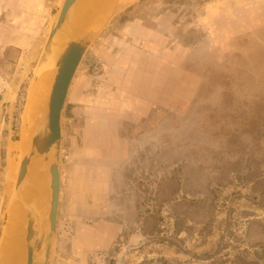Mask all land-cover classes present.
Returning <instances> with one entry per match:
<instances>
[{
	"label": "rangeland",
	"instance_id": "obj_1",
	"mask_svg": "<svg viewBox=\"0 0 264 264\" xmlns=\"http://www.w3.org/2000/svg\"><path fill=\"white\" fill-rule=\"evenodd\" d=\"M62 1L0 0V241ZM111 4L64 106L47 264H264V0Z\"/></svg>",
	"mask_w": 264,
	"mask_h": 264
},
{
	"label": "water",
	"instance_id": "obj_2",
	"mask_svg": "<svg viewBox=\"0 0 264 264\" xmlns=\"http://www.w3.org/2000/svg\"><path fill=\"white\" fill-rule=\"evenodd\" d=\"M90 0L86 1L87 2ZM84 0H63L60 8L50 25L47 40L40 62L37 67L36 76L41 63L55 59L56 73L51 90L46 102V109L41 118L34 125L30 146L22 152L17 178L14 187V196L20 198L25 208V264H35L37 257L42 256L40 264H47L51 249L53 248L57 217L61 195V155H62V118L66 99L70 90L75 73L84 55L91 46L96 35L111 14V3L107 9L98 16L99 24L79 27L76 23H83L88 13L82 4ZM84 8V9H82ZM91 20V19H90ZM84 24V23H83ZM81 24V25H83ZM44 156L48 165L49 173V198L47 205H40L37 198L27 197L25 189L30 186L31 166L36 155ZM46 231V239L42 249L37 253L40 237ZM4 238L0 243V264H7V250L4 246Z\"/></svg>",
	"mask_w": 264,
	"mask_h": 264
},
{
	"label": "bare ground",
	"instance_id": "obj_3",
	"mask_svg": "<svg viewBox=\"0 0 264 264\" xmlns=\"http://www.w3.org/2000/svg\"><path fill=\"white\" fill-rule=\"evenodd\" d=\"M110 0H91L87 17L83 23H76V29L90 24L91 16H98L107 9ZM112 5V4H111ZM95 20V19H94ZM83 24V25H81ZM96 24V23H95ZM94 25V24H93ZM56 73L55 59L41 63L38 69V77L28 90L27 100L23 111V130L20 140L12 145L15 151V160L19 164L20 157L31 142L34 125L44 114L46 102L51 90V85ZM31 184L25 189L27 197L37 198L39 204L44 206L46 198H49L50 189L48 165L44 156H35L31 166ZM14 204L8 211V221L5 227L4 246L7 250V264H25L26 243H25V208L20 198L14 196ZM3 236V235H2ZM1 242V241H0Z\"/></svg>",
	"mask_w": 264,
	"mask_h": 264
}]
</instances>
